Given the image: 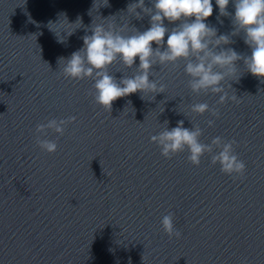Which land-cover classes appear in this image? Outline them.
Here are the masks:
<instances>
[{
	"label": "water",
	"instance_id": "water-1",
	"mask_svg": "<svg viewBox=\"0 0 264 264\" xmlns=\"http://www.w3.org/2000/svg\"><path fill=\"white\" fill-rule=\"evenodd\" d=\"M136 2L0 0V264H264V82L244 73L242 61L239 81L230 82L239 104L193 94L183 62L153 67L150 79L164 93L118 99L111 113L95 103L91 79L62 75L60 58L83 47L91 26L145 31L150 18L126 12ZM212 3L206 23L217 35L231 33V19ZM232 40L225 47L251 54L243 34ZM138 65L137 58L133 69L115 63L109 71L119 80ZM194 103L219 118L192 113ZM69 117L76 120L63 136L39 134L57 143L54 154L43 152L37 125ZM180 120L200 126L202 143L235 140L243 176L223 174L209 154L199 167L187 150L162 157L151 136ZM168 214L180 239L163 231Z\"/></svg>",
	"mask_w": 264,
	"mask_h": 264
},
{
	"label": "clouds",
	"instance_id": "clouds-1",
	"mask_svg": "<svg viewBox=\"0 0 264 264\" xmlns=\"http://www.w3.org/2000/svg\"><path fill=\"white\" fill-rule=\"evenodd\" d=\"M230 2L234 7V15L228 12ZM150 3L151 7H147L145 0H138L128 4L126 9L127 14L138 20L144 16L150 18V26L145 31L130 27L134 31L129 32V25L118 27L98 23L95 27L91 26V35L82 37L81 49L67 59L59 60L64 78H89L94 82V101L104 110L111 113L115 101L136 93L141 94V99L149 93L153 94L154 99L157 94L164 93L165 85L150 79L156 65L176 66L183 62L191 92L195 95L209 92L219 95L218 103L221 105L229 100L240 103L230 83L240 79L241 75H237L238 62H243L244 73H250L264 82V0H215L219 16L229 17L233 25L231 33L221 35H217L214 26L206 23L213 15L212 0H150ZM107 4L108 0L103 6ZM165 21L176 26L170 29L165 26ZM241 34L244 44L250 49V55L225 47L233 43L232 37ZM153 44L156 45L155 49ZM137 58L139 65L130 76L124 74L117 80L114 73L109 71L115 63L133 69ZM226 80L227 89L233 90L231 96L225 89ZM190 111L196 115L209 113L219 118V111L210 108L207 103H194ZM75 120V117L51 119L46 124L37 125L36 143L39 148L54 154L57 143L40 139L39 134L52 130L57 136H63L67 126ZM206 123L208 127H213L215 121L210 119ZM163 125L158 135L151 136V142L160 148L161 156L165 159L187 150V159L193 166L199 167L201 158L209 154L211 164H218L223 174L243 176L245 173V163L235 154V140L225 141L217 136L210 144H205L200 140L203 131L199 125L192 124L191 128H186L183 120L172 128L168 127V121ZM161 224L170 239L181 238L182 233L175 228L172 214L163 216Z\"/></svg>",
	"mask_w": 264,
	"mask_h": 264
}]
</instances>
